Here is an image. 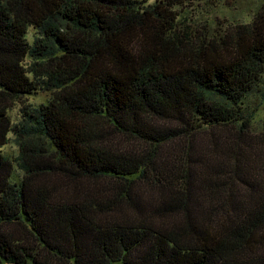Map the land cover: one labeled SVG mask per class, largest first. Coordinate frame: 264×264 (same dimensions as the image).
Instances as JSON below:
<instances>
[{
	"label": "trees",
	"instance_id": "1",
	"mask_svg": "<svg viewBox=\"0 0 264 264\" xmlns=\"http://www.w3.org/2000/svg\"><path fill=\"white\" fill-rule=\"evenodd\" d=\"M179 4L0 0V264H264V5Z\"/></svg>",
	"mask_w": 264,
	"mask_h": 264
},
{
	"label": "rangeland",
	"instance_id": "2",
	"mask_svg": "<svg viewBox=\"0 0 264 264\" xmlns=\"http://www.w3.org/2000/svg\"><path fill=\"white\" fill-rule=\"evenodd\" d=\"M152 2L156 0H151ZM180 4L175 7L178 13V18H200L202 22L209 21L214 28L221 31L222 29H230L235 27V22L241 20L250 22L255 14L263 7L264 0H179ZM33 29L30 33L32 38ZM261 83L254 89L249 101L253 106L261 101L262 92H264V75L261 78ZM264 94V93H263ZM50 92H38L37 94L29 95L25 98L24 103L30 106H38L41 103L48 101ZM264 98V97H263ZM263 102V99H262ZM23 103H17L10 109L11 118L14 121H19L21 118V107ZM262 104L258 105V119L263 118ZM13 138V135L10 134ZM4 152L11 159L18 154V148L11 140L4 148ZM14 170L13 179H19L21 172Z\"/></svg>",
	"mask_w": 264,
	"mask_h": 264
}]
</instances>
